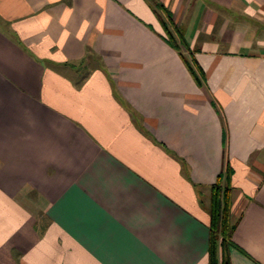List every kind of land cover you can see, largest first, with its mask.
Listing matches in <instances>:
<instances>
[{
	"label": "crops",
	"instance_id": "0c3cea01",
	"mask_svg": "<svg viewBox=\"0 0 264 264\" xmlns=\"http://www.w3.org/2000/svg\"><path fill=\"white\" fill-rule=\"evenodd\" d=\"M222 176L264 264V0H0V264H210Z\"/></svg>",
	"mask_w": 264,
	"mask_h": 264
},
{
	"label": "trees",
	"instance_id": "16d2710c",
	"mask_svg": "<svg viewBox=\"0 0 264 264\" xmlns=\"http://www.w3.org/2000/svg\"><path fill=\"white\" fill-rule=\"evenodd\" d=\"M154 10L166 33L170 45L181 50L186 47L181 30L172 23V15L159 4H155ZM192 75L199 81L203 80V71L194 62L185 58ZM226 180L230 181L232 169L226 171ZM233 188L230 183L224 184L223 176L211 187L209 213L211 216L209 262L210 264H232L231 250L235 246L233 237L236 226L232 221Z\"/></svg>",
	"mask_w": 264,
	"mask_h": 264
}]
</instances>
